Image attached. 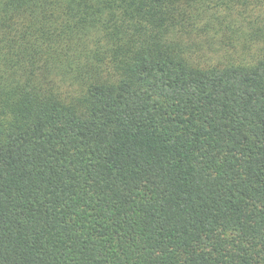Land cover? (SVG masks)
I'll return each instance as SVG.
<instances>
[{"label": "trees", "instance_id": "1", "mask_svg": "<svg viewBox=\"0 0 264 264\" xmlns=\"http://www.w3.org/2000/svg\"><path fill=\"white\" fill-rule=\"evenodd\" d=\"M0 264H264V0H0Z\"/></svg>", "mask_w": 264, "mask_h": 264}]
</instances>
